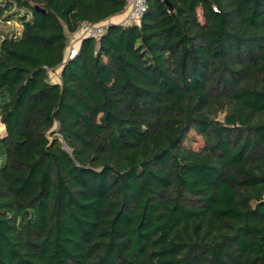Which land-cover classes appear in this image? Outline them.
<instances>
[{"label": "trees", "instance_id": "trees-1", "mask_svg": "<svg viewBox=\"0 0 264 264\" xmlns=\"http://www.w3.org/2000/svg\"><path fill=\"white\" fill-rule=\"evenodd\" d=\"M167 1L0 0V264H264V0Z\"/></svg>", "mask_w": 264, "mask_h": 264}, {"label": "built area", "instance_id": "built-area-1", "mask_svg": "<svg viewBox=\"0 0 264 264\" xmlns=\"http://www.w3.org/2000/svg\"><path fill=\"white\" fill-rule=\"evenodd\" d=\"M147 9V0H128L124 14L121 18L110 19L94 24L81 22L76 31L70 36V44L67 47V55L72 57L77 50L79 39L85 36H91L96 39L100 38L105 32L108 25L114 22L119 25H130L140 21Z\"/></svg>", "mask_w": 264, "mask_h": 264}, {"label": "rangeland", "instance_id": "rangeland-1", "mask_svg": "<svg viewBox=\"0 0 264 264\" xmlns=\"http://www.w3.org/2000/svg\"><path fill=\"white\" fill-rule=\"evenodd\" d=\"M124 14V13H123ZM123 14H122V16H123ZM17 26L16 25H13V23L12 24H10V25H8V27H6L5 29H9V30H12V31H14V30H17ZM57 71H56V73H51L50 74V76L51 77H54V76H56L57 75Z\"/></svg>", "mask_w": 264, "mask_h": 264}, {"label": "crops", "instance_id": "crops-1", "mask_svg": "<svg viewBox=\"0 0 264 264\" xmlns=\"http://www.w3.org/2000/svg\"><path fill=\"white\" fill-rule=\"evenodd\" d=\"M123 14V13H122ZM122 14H120V15H116L115 17H113L112 19H115V20H117V19H119V18H121L122 17ZM76 43H78L79 44V41H76ZM55 77V76H54ZM53 77V78H54ZM4 132V126L3 125H1L0 124V133H3Z\"/></svg>", "mask_w": 264, "mask_h": 264}, {"label": "water", "instance_id": "water-1", "mask_svg": "<svg viewBox=\"0 0 264 264\" xmlns=\"http://www.w3.org/2000/svg\"><path fill=\"white\" fill-rule=\"evenodd\" d=\"M164 2H165L167 5H169V6H170V4L168 3V1H167V0H164Z\"/></svg>", "mask_w": 264, "mask_h": 264}]
</instances>
